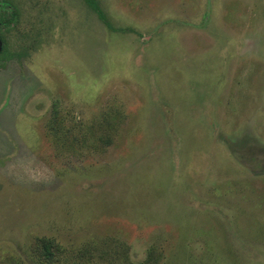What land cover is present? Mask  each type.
<instances>
[{
  "label": "rangeland",
  "instance_id": "obj_1",
  "mask_svg": "<svg viewBox=\"0 0 264 264\" xmlns=\"http://www.w3.org/2000/svg\"><path fill=\"white\" fill-rule=\"evenodd\" d=\"M0 264H264V0H0Z\"/></svg>",
  "mask_w": 264,
  "mask_h": 264
},
{
  "label": "trees",
  "instance_id": "obj_2",
  "mask_svg": "<svg viewBox=\"0 0 264 264\" xmlns=\"http://www.w3.org/2000/svg\"><path fill=\"white\" fill-rule=\"evenodd\" d=\"M49 245H51V244H49ZM52 246V245H51ZM46 252H48V253H50L51 252V250H50V247L47 245V248H46Z\"/></svg>",
  "mask_w": 264,
  "mask_h": 264
}]
</instances>
